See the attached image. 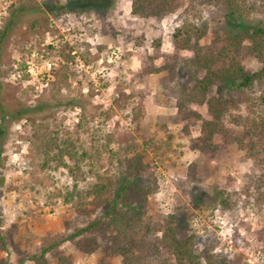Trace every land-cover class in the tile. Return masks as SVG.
<instances>
[{"label": "rangeland", "instance_id": "1", "mask_svg": "<svg viewBox=\"0 0 264 264\" xmlns=\"http://www.w3.org/2000/svg\"><path fill=\"white\" fill-rule=\"evenodd\" d=\"M74 1L83 3L60 9ZM95 1L0 0V103L10 114L27 111L22 120L9 118L0 169V264H43L32 259L41 247L105 211L93 197L65 203L58 196L73 191L72 177L65 168L42 169L32 121L85 149L108 146L92 168L84 163L78 191L106 177L117 182L141 161L138 180L145 189L155 188L147 197V215L157 228L172 226L175 238L190 240L188 264H264V204L255 202L254 162L222 135L214 137L218 150L194 149L201 119H211L208 105L187 104L181 114L177 108L207 73L197 64L199 56L217 52L218 39L241 34L242 23L264 27V13L233 20L226 0L204 5L193 18L206 30L199 48L181 51L173 34L184 6L157 20L132 15V0ZM242 64L249 72L262 67L246 53ZM153 67L158 71L151 72ZM263 91L264 79L242 89L217 81L210 95L234 102L233 115H245L249 101ZM191 111L201 119L183 120ZM225 126L235 135L241 131L230 118ZM99 239L91 254L68 241L45 260L57 264L62 253L74 264H99L108 241ZM106 261L122 264L120 257Z\"/></svg>", "mask_w": 264, "mask_h": 264}, {"label": "trees", "instance_id": "2", "mask_svg": "<svg viewBox=\"0 0 264 264\" xmlns=\"http://www.w3.org/2000/svg\"><path fill=\"white\" fill-rule=\"evenodd\" d=\"M226 1L228 17L233 20L236 16L240 18L247 12L264 13V0ZM102 2V0L95 1L96 4ZM220 2L221 0H132L131 13L138 18L161 20L184 6L180 15L181 25L173 34V43L176 49L181 51L195 50V47L199 48L198 42L204 37L206 30L201 29L193 18L200 7L216 6ZM69 3L61 6L60 9L65 10L76 3L79 6L83 1ZM242 27L244 31L241 34H230L218 39L220 48L217 52L206 54L203 58L199 56L197 64L207 73L185 93L186 100L180 101L177 108L181 114L187 104L208 105L210 120L201 119L195 111L185 114L182 118L203 121L201 136L193 141V148H198L206 154L218 150L213 144L216 135H222L225 144H237L244 153L245 159L254 162L257 174L253 182L258 194L255 202L261 207L264 204V91L255 100L249 101L245 115H233L230 110L235 106L234 102L210 95L212 85L217 81L242 89L252 87L257 80L264 79V27L243 23ZM9 28L10 25L5 28L2 38L6 36ZM243 53L253 55L261 64V69L249 72L242 64ZM150 71L154 72L158 69L153 67ZM37 108L41 110L40 107ZM26 112L24 110L10 114L0 103V169L3 166L9 122L11 118L22 120ZM137 118L136 116V121ZM228 118L232 124L241 129L238 135L225 126ZM31 124L33 146L41 156L42 169L65 168L72 177L73 191L66 195L59 192L58 196L65 203L71 202L74 197L79 200L93 197L105 207L104 213L98 219L91 221L85 227L75 229L73 233L45 244L41 247L40 254L32 257L33 260L49 264L45 260L47 254L68 241L75 243L81 252L91 254L101 244L99 237L108 240L103 247L105 255L100 259L99 264H108L106 259L110 257H120L122 264H188V261L193 260L189 239L175 238L172 226L157 228L148 217L145 204L148 195L154 192L155 188L145 189L138 180L144 168L141 161H135L134 167L130 164L129 172H124L122 179H118L117 182L106 177L89 189L78 191L79 180L84 178L82 169L84 163L88 162L87 166L92 168V163L99 160L103 151L108 150V146L92 145L89 149H85L80 142L70 137L61 139L58 135L49 133L36 121H32ZM3 183V179L0 178V190ZM159 231H163L162 238L158 236ZM0 240H3L1 215ZM166 255L168 259L163 263L164 258H167ZM57 260V264H74L70 256L62 253L57 256Z\"/></svg>", "mask_w": 264, "mask_h": 264}]
</instances>
